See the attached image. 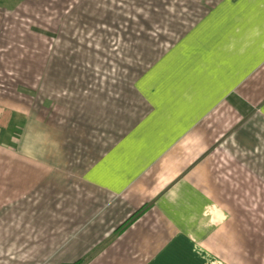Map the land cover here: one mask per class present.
<instances>
[{
	"label": "crops",
	"instance_id": "1",
	"mask_svg": "<svg viewBox=\"0 0 264 264\" xmlns=\"http://www.w3.org/2000/svg\"><path fill=\"white\" fill-rule=\"evenodd\" d=\"M55 1L0 0V65H42L34 101L9 107L13 143L0 125V264H264V3L208 10L136 77L140 114L124 120L112 71L91 65L139 44L102 34L109 12L71 23L94 0ZM247 54L259 60L230 93Z\"/></svg>",
	"mask_w": 264,
	"mask_h": 264
},
{
	"label": "rangeland",
	"instance_id": "2",
	"mask_svg": "<svg viewBox=\"0 0 264 264\" xmlns=\"http://www.w3.org/2000/svg\"><path fill=\"white\" fill-rule=\"evenodd\" d=\"M264 3V0H259ZM55 2H58L56 0ZM225 2L224 0H94L88 1L85 7L76 8V12L83 11V13L75 16L71 23H78L79 19L81 23L103 24L108 20V16H104L106 13L113 15V33L109 30L102 32L109 34L111 38L113 35V41L119 42V45L125 43V41H133L139 46L133 48H127L126 46H120L116 49L119 52L118 60L120 62L102 65H91L98 70H102L106 75L112 71L113 77V104H118V107L113 110V118L129 120L135 119L139 116L138 108L133 107L138 100L133 95V86L136 77L145 69L152 67L158 58L165 52L170 50V47L179 40L195 38L191 36L190 29L204 19L205 13L212 7H217L218 4ZM243 6L240 7V9ZM39 8H41L39 6ZM247 9H258V5L246 7ZM225 10H231L229 6H225ZM124 13L121 15V13ZM67 17V16H66ZM255 19V17H254ZM46 23L39 17L38 24L42 26V22ZM57 21V20H56ZM254 21V20H253ZM252 25H256L255 22ZM250 24V23H249ZM44 26V24H43ZM129 29V27L142 28L139 31L133 32H120L116 29ZM264 31V30H263ZM101 34V33H100ZM264 41V35L259 38V41ZM246 45L245 39L241 42L239 51ZM18 46H20L18 44ZM256 48L258 43H256ZM19 49V48H18ZM17 49V50H18ZM13 49L12 51H14ZM257 50V49H256ZM26 51V49H25ZM252 53L255 51L251 49ZM15 54H17L15 52ZM249 54L240 59L239 71L237 69H231L229 76L230 81V93L248 77L246 74L248 70L253 68L255 61L259 60V54L255 59L248 61ZM260 58L264 60V50L260 53ZM264 66V61L262 63ZM0 83L4 85L0 86L1 89H5L6 104H8L5 112L0 109V125L4 122L6 124L7 134L4 139L10 140L9 143H13L11 138L14 132V127L10 126L18 119L16 126L19 128V121L23 118L22 114L13 115L12 111H9L13 105H23L24 103H31L35 99L34 88L38 78H36L42 65H34V68L38 70V73H32L30 65H14V64H1ZM236 66V68H238ZM28 69V70H26ZM87 69H90L87 67ZM16 72V73H14ZM243 72V73H242ZM249 72V71H248ZM253 73V71H252ZM110 74V73H109ZM247 75V76H246ZM241 76V77H240ZM36 79H35V78ZM214 86H216L214 84ZM214 90V89H213ZM14 91L18 95H14ZM216 91V88H215ZM201 94H192L197 101L203 103H210L217 100L218 94H205V91H199ZM207 93V92H206ZM139 113V114H138ZM24 114V113H23ZM20 130V128H19ZM126 129L113 128V135L115 131H125ZM264 210V209H263ZM264 214V212H263Z\"/></svg>",
	"mask_w": 264,
	"mask_h": 264
},
{
	"label": "built area",
	"instance_id": "3",
	"mask_svg": "<svg viewBox=\"0 0 264 264\" xmlns=\"http://www.w3.org/2000/svg\"><path fill=\"white\" fill-rule=\"evenodd\" d=\"M42 264H51V263L48 262V261H45V262H43ZM60 264H64V263H60Z\"/></svg>",
	"mask_w": 264,
	"mask_h": 264
}]
</instances>
